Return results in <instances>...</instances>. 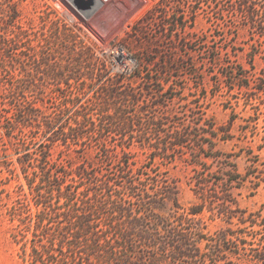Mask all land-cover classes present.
I'll return each mask as SVG.
<instances>
[{"label": "rangeland", "instance_id": "1", "mask_svg": "<svg viewBox=\"0 0 264 264\" xmlns=\"http://www.w3.org/2000/svg\"><path fill=\"white\" fill-rule=\"evenodd\" d=\"M237 4V0H0V33L11 37L10 46H0V61L6 53H13L17 57L15 73H22L19 77L28 79L31 87L44 89L47 103L96 100L101 87L118 74L123 80L136 71L153 75L150 84L140 77L133 79L139 99L144 98L146 87L157 89L146 100L158 106L151 107L144 118L164 111L189 124L191 116L195 117L192 110L201 111L203 126L209 121L219 134H206L212 144L205 142L198 163L176 160L159 164L156 158L149 164L147 135L134 128L127 151L133 167L140 169L132 175L140 183L139 189L156 183L155 177L167 179L177 187L179 204L188 208L201 201L196 191L203 187L206 202L196 215L203 226L202 235L211 238L224 229H241L243 239L250 241L246 246L254 248L264 241V224L250 225L253 219L264 222V38L247 24ZM260 19L264 20V12ZM62 26L71 38L52 39L50 33ZM141 55L150 63H141ZM101 62L105 72L99 77L96 66ZM230 117L232 125L223 134L218 128L223 129ZM167 129H175L171 121ZM3 130L0 128V133ZM26 132L17 133L25 139L18 143L35 134ZM106 136L107 144L117 141L116 136ZM92 143L84 150V158L98 161L97 170L113 173L115 165L98 159L94 138ZM28 147L26 151H32L34 144L30 142ZM191 147L192 138L185 149L190 152ZM7 152L19 176L0 165V264H26L11 234L15 221L8 209L16 199L18 185L23 184L26 192L28 188L15 161L14 147L9 145ZM82 152L62 153L55 147L53 156L77 164ZM0 153L1 162L5 153ZM138 172L140 176L144 172L145 179L140 180ZM125 181L126 177L117 178V183ZM226 204L234 216L223 215ZM242 210L248 217L245 223ZM235 242L223 241L228 250L221 253L220 264H259L251 249ZM191 243L200 253L210 249L206 239ZM211 261L205 254L200 257L201 264Z\"/></svg>", "mask_w": 264, "mask_h": 264}, {"label": "trees", "instance_id": "2", "mask_svg": "<svg viewBox=\"0 0 264 264\" xmlns=\"http://www.w3.org/2000/svg\"><path fill=\"white\" fill-rule=\"evenodd\" d=\"M237 2L247 24L264 38V20L260 19L264 0ZM65 30L63 26L61 30H53L50 37L71 38ZM180 42L183 44L184 40ZM9 43L11 37L0 33V46H10ZM82 50L87 55L84 46ZM140 58L141 63H150L143 55ZM16 60L13 53H6L0 61V128H4L0 133V150L5 153L0 165L13 176H19L14 161L8 159L7 148L13 146L28 192L19 184L16 199L8 210L11 220L15 221L11 234L26 264H201L202 254L210 256L212 264H220L221 253L228 250L223 246L224 240L236 241L237 246L243 244L244 249L254 252L259 264H264V241L257 247H247L250 241L243 239L241 229H224L211 238L202 235L203 226L196 215L203 211L206 202L203 187L198 186L196 191L201 201L184 208L178 202L177 187L167 179L155 177L156 183L144 184L139 189L140 183L133 177L140 171L133 167L127 151L134 128L142 129L147 135L148 139H144L149 148L147 163L154 164L156 158L159 164L176 160L198 163L205 142L211 145V137L219 134L209 121L203 126V118L199 117L203 112L192 110L195 117L191 116L189 124L164 111L157 117L152 114L144 118L151 107L158 106L157 102L151 105L146 100L157 89L146 87L144 98L139 99L141 94L133 79L140 77L144 84L155 79L153 75H140L137 71L125 80L121 74L109 78L96 100L62 99L47 103L44 89L31 87L26 83L28 79L20 78L22 73H15ZM104 67L102 62L96 66L99 77L104 75ZM259 90L263 91L262 87ZM168 121L175 129H167ZM232 121L230 117L229 123L218 130L227 133ZM24 130L35 134L28 141L18 143L25 140L17 137ZM104 133L116 136L117 141L107 144ZM93 138L100 155L98 159L111 161L116 167L113 173L110 169L97 170L98 161L84 158V150L93 146ZM191 138L193 147L189 152L185 147ZM30 142L34 149L26 151ZM55 147H60L62 153L83 151L78 156L82 159L77 164H66L63 158L53 156ZM138 175L140 180L145 179L144 172ZM118 177H126L128 181L117 183ZM222 213L234 216L228 204ZM244 213L242 210V223L248 220ZM253 224L264 222L253 219L250 225ZM203 239L209 241L210 249L200 253L191 241L195 244Z\"/></svg>", "mask_w": 264, "mask_h": 264}]
</instances>
